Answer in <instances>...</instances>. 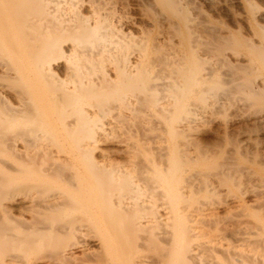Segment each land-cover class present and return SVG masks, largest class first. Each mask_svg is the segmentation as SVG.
Here are the masks:
<instances>
[{
	"label": "bare ground",
	"instance_id": "bare-ground-1",
	"mask_svg": "<svg viewBox=\"0 0 264 264\" xmlns=\"http://www.w3.org/2000/svg\"><path fill=\"white\" fill-rule=\"evenodd\" d=\"M189 1L0 0V264H58L91 242L83 258L95 264H264V155L257 193L252 182L253 198L219 223L214 184L239 191L242 164L216 169L220 140L194 138L208 112L224 134L264 131V9L237 0L251 35L227 37ZM227 53L246 82L231 70L225 81L252 99L233 112L206 104ZM227 142L245 158L243 141ZM87 223L104 227L78 235Z\"/></svg>",
	"mask_w": 264,
	"mask_h": 264
},
{
	"label": "rangeland",
	"instance_id": "rangeland-1",
	"mask_svg": "<svg viewBox=\"0 0 264 264\" xmlns=\"http://www.w3.org/2000/svg\"><path fill=\"white\" fill-rule=\"evenodd\" d=\"M256 3H257V5H259L260 7H261V9H264V0H254ZM190 2V1H189ZM191 3V4H190ZM189 3V6L192 8V6L194 5L195 7H193V16H195V17H204V18H206L207 19V22L208 23H210V26L209 27H211V25H212V27H213V24L215 25L214 27H215V29H217L218 28V30L220 31V33H222L223 35L224 34H226L225 36H227L228 34H227V30H228V33L230 34V32H238V30H239V32L238 33H240L241 35H243V36H249L250 37V31H248L249 29L245 26V25H243V23H242V21L238 18V16H239V13L240 12H242V7H241V5L240 4H238V2H237V0H191V2ZM198 7V9H200V10H196V8ZM196 10V11H195ZM200 11V13H198ZM199 14H197V13ZM235 12H236V14H235ZM195 14V15H194ZM238 15V16H237ZM198 18L197 19V21L196 22H198L199 20H201V18ZM207 17H209V19H211L210 20V22H209V19L207 18ZM240 21V22H239ZM206 22V23H207ZM212 22V23H211ZM207 23V25H209ZM132 24L131 23H129L128 24V27L129 28H132ZM216 26H219V27H217L216 28ZM222 28V29H221ZM246 28V29H245ZM221 29V30H220ZM226 29V30H225ZM231 29V30H230ZM234 29V30H233ZM208 30H210V29H208ZM225 32H224V31ZM202 31V30H201ZM222 31V32H221ZM241 31V32H240ZM206 32H208V34H206V35H209V33L210 32H212L211 30L210 31H207V30H205V31H202V34H203V36H205V38L207 37V39L208 38H211V37H209V36H206L205 35V33ZM224 32V33H223ZM244 32V33H243ZM215 33V32H214ZM214 33H210V35H213ZM216 34L217 33H215L214 34V36H216ZM230 36V35H229ZM229 36H227V37H229ZM216 37H218V36H216ZM204 38V37H203ZM214 38V40L216 39L215 37H212L211 39H208V40H211L212 41V39ZM206 39V40H207ZM218 40L219 39H221L222 40V37H218L217 38ZM216 39V40H217ZM207 40V41H208ZM212 41V43H215V42H217L216 40L215 41ZM210 41V42H211ZM220 41V40H219ZM209 43V42H208ZM212 43H210L209 45L211 46L212 45ZM214 51H212V53H213ZM228 55H227V61H231L230 63H228V62H226L224 65H223V70H222V68L220 69V72H221V70H222V72H223V74H221L220 75V77L222 76V78H221V80L220 81H223L222 79H224V81H225V78L228 80V78L231 76V75H229L230 74V70H231V72L233 73V75H234V73L236 74L237 72H238V70H236L235 68H231L230 69V66L231 67H234V66H232V65H234V63H235V57L233 58V56H231L229 53H227ZM209 55H211V54H209ZM211 59H214L212 56L210 57ZM233 59V60H232ZM234 62V63H233ZM233 63V64H232ZM228 64H230L229 66H227ZM232 64V65H231ZM228 67H229V69H228ZM232 69H234V70H232ZM229 70V71H228ZM234 71V72H233ZM228 73L229 72V74H226V73ZM231 73V74H232ZM238 74H239V77H240V72H238ZM229 77H228V76ZM225 76V77H224ZM237 76V77H236ZM236 76H234L235 78H238V75L236 74ZM224 77V78H223ZM234 77H233V80H234ZM230 79V78H229ZM227 80L225 81L227 84H229V81L227 82ZM238 80H242V78H238ZM244 82H246L245 80H243ZM243 81H241V82H239V83H241V84H244V82ZM234 82V81H233ZM243 82V83H242ZM226 83H222V85H221V83L220 84H218L217 85V87H214V90L212 91V93L213 92H215V93H211L210 95H208V97L207 98H209L210 99V101H211V103H213L212 105H210L211 103H210V101L207 99L206 100V104L209 106V107H213V108H221V109H226L227 108V110L230 112V110H231V112H233L234 111V108H243V107H245V105H246V107L249 105V106H251V101H252V99L251 98H248L249 96H247V94H245L244 93V87H243V89L241 88V89H236L235 87H231L233 84L231 83V85L228 87V89H227V84ZM241 84H240V86H241ZM226 85V92H227V90H231V91H234V92H231V91H228V93L230 94V95H226V94H224L223 96L221 95V96H219L220 94H222V93H224L223 91H218V90H222V88L220 89L219 88V86L220 87H223V90H225V88H224V86ZM243 86V85H242ZM236 87H238V88H240L239 86H236ZM217 90H216V89ZM234 88V89H233ZM233 89V90H232ZM243 91V92H241V91ZM222 92V93H218V92ZM238 91V92H237ZM225 92V93H226ZM5 93V95H8V92H4ZM215 94V95H214ZM216 94H219L218 96L219 97H217V95ZM242 94V95H241ZM212 95L214 96L213 98H211L212 97ZM216 97V98H215ZM220 97H222V98H220ZM244 97V98H243ZM220 98V99H219ZM216 99H219V100H217L216 101ZM247 99H249L250 100V102H249V100H247ZM216 101V102H215ZM216 103H218V104H216ZM245 104V105H244ZM216 106V107H215ZM223 106H224V108H223ZM232 108V109H230V108ZM245 107V108H246ZM244 109V108H243ZM214 112H211V113H205V115L207 116V119L209 120L207 123L205 122V123H203L204 124V126H203V124L202 125H200L199 126V128H204L203 130H201L200 131V129H199V132L198 133H194V138H195V142H196V140L198 139V141H199V143L201 144V145H203L202 144V142L203 143H206V142H209L208 140L209 139H211V140H213V139H217V140H220V141H218V145H217V147L216 146H209V147H211V152H212V154H213V152L216 150V149H218V151L220 152V153H218V151L216 150V153L214 152V155H213V161L211 160V164H215V162H217L218 160H220L219 158H221V160L223 159V161L224 162H221V166H222V164H226L225 162H226V160L228 159L230 162H232L233 160V163H234V165L235 164H237L238 163V165L239 164H242L241 166H243V168L239 165V167H240V169H239V167L237 168V169H239V170H241V173L238 171V176H239V174H241L242 175V171H243V175L241 176L240 175V177H241V180H242V177H243V180H242V183H241V186H240V190L239 191H242V190H244L243 188H246V189H248V191H247V193L245 194H237V193H239V191L237 190V189H239V188H236V187H234V189H232L231 187H228V188H226L225 186H223L224 184L223 183H221V184H217L216 182H215V190H216V192H217V194L219 193V197H222V198H220V199H222V201L219 199V198H216L218 195H213L212 197L214 198L215 197V200L213 199V198H211L210 199V201H211V204H210V207H212L213 209H214V211H216V212H218L217 213V216L219 217V218H222V217H225V218H222L224 221H222V219L220 220V219H218L219 220V223H226V221H227V216L230 218L232 215H233V213L236 211V208L234 207V205L236 204L235 202H237V200H238V198L237 197H240V198H242L243 199V197L245 198V200H251L252 198H253V196H254V194L255 193H251V190H253V186L254 185H256L255 187H254V190L252 191V192H256L257 193V190L256 189H258V187H257V181L258 180H256L257 178H258V175H253L254 173L255 174H258V170L256 169V168H254L253 167V161L255 160V156L257 155V156H259L258 154H260V155H264V145H263V143H264V131L263 130H256L255 128L253 129L252 127L253 126H251V125H249V124H244L243 126L244 127H246V125H247V127L244 129L243 128V126H242V124L241 123H230V125L228 124V125H226L227 126V132L224 134V133H222L223 132V130H224V126H223V122H222V120L221 119H218V118H221L222 117V119L224 118L223 116H219L218 114H213ZM211 114H212V116H214V118L216 117H218L217 119L215 118V120H210V119H212L210 116H211ZM208 115H209V117H208ZM231 114H228L226 117H232L233 116V113H232V115L230 116ZM210 118V119H209ZM220 120H221V122H220ZM205 124H206V126H205ZM234 124V125H233ZM207 125H209L208 127H207ZM241 125V126H240ZM222 127V129H221V127ZM230 126V127H229ZM235 126V127H234ZM218 127H219V129H218ZM209 128V129H208ZM232 128H234V129H232ZM235 128H237V129H235ZM240 128V129H239ZM244 129V131H242L241 129ZM208 131H207V130ZM214 129L215 130H217L216 132L214 131ZM252 131H251V130ZM212 130H213V132H212ZM231 130V131H230ZM242 131V133L239 135V133H238V131ZM248 130V131H247ZM206 131V132H205ZM221 131V132H220ZM233 131V132H232ZM246 132V133H245ZM198 134H199V136H200V138H199V136H198ZM209 134V135H208ZM216 134V135H215ZM228 134V135H227ZM238 134V136H236ZM230 136H232V137H230ZM202 137H203V139H202ZM228 137H229V139H228ZM197 138V139H196ZM206 138V139H205ZM209 138V139H208ZM221 138V139H220ZM251 138V139H250ZM223 139V140H222ZM233 139L236 141L237 139H240L241 141H243L244 143H242L241 144V146L242 145H244V146H242V149H243V147H244V149L242 150V151H244L245 152V154L246 155H248V156H246L245 154H244V152L242 153L243 154V156L245 155V158H242V159H240L241 157H242V155L238 158L236 155H235V152L233 151V153H234V155L233 154H231V152H232V150H233V148L231 147V145L229 144L230 142H227V140L228 141H231V144H234V142H233ZM243 139V140H242ZM245 139V140H244ZM216 140V141H217ZM258 140V141H257ZM197 141V142H198ZM206 141V142H205ZM223 141V142H222ZM246 141V142H245ZM249 141L251 142V143H249ZM256 141H257V143H256ZM233 142V143H232ZM247 142H248V144H247ZM221 143V144H220ZM256 143V144H255ZM250 144V145H249ZM253 144V145H252ZM108 146H110L109 144H107ZM229 145V146H228ZM251 146V147H249V146ZM219 146H220V148H219ZM246 146V147H245ZM212 147H216L215 149L213 148L212 149ZM221 147H222V149H221ZM226 147H227V150H226ZM230 148V150H229V148ZM221 151H220V150ZM232 149V150H231ZM260 149V150H259ZM226 150V151H225ZM228 150L230 151V153L228 152ZM247 150V151H246ZM257 150V151H256ZM224 153H223V152ZM249 151V153H246V152H248ZM262 151V152H261ZM226 152V153H225ZM230 154V157H231V159H229V158H227V156L229 155L228 153ZM252 152V153H251ZM259 152V153H258ZM251 153V154H250ZM258 153V154H257ZM263 153V154H262ZM216 154V155H215ZM224 154H228V155H224ZM222 155V156H221ZM233 157H232V156ZM221 156V157H220ZM224 156V157H223ZM251 156V157H250ZM254 156V157H253ZM257 156H256V158H257ZM10 155L7 153V152H0V159H7V160H9L10 158ZM216 157V158H215ZM225 157H226V159H225ZM234 157H235V159L237 160H235L234 159ZM237 157V158H236ZM252 157H253V159H252ZM9 158V159H8ZM238 159H239V162H238ZM250 159V160H249ZM251 159H252V163H251ZM241 160V161H240ZM229 161H227V163L229 162ZM236 161V162H235ZM250 161V162H249ZM218 163H220L219 161H218ZM232 163V164H233ZM249 163H251V165L249 164ZM213 164V165H214ZM215 166H216V164H215ZM214 167V166H213ZM212 167V168H213ZM220 167V166H219ZM218 167V165L216 166V169H220ZM249 169H248V168ZM212 168L210 167V168H208V169H210V170H212ZM235 168V167H234ZM234 168L232 169L234 172H235V174H234V172L232 171V170H229L230 171V174H231V176H233L234 178H235V176L234 175H236L237 176V174H236V171L234 170ZM246 168L248 169V171H245L246 170ZM207 169V170H208ZM215 169V168H214ZM223 169V166L221 167V170ZM236 169V170H237ZM243 169V170H242ZM253 171H255L254 173H251V171L252 170ZM4 170V168L0 165V172H2ZM250 170V171H249ZM213 171V170H212ZM216 171H220V170H216ZM215 171V172H216ZM232 171V172H231ZM252 171V172H253ZM245 172H248L247 173V175L249 176V179H248V177L246 176V173ZM249 172H250V174H249ZM257 172V173H256ZM252 174V175H251ZM5 177H3V175L2 174H0V178L1 179H3L6 183H8L9 181H8V179H7V177H6V175H4ZM255 177V178H254ZM247 178V179H246ZM253 178V179H252ZM246 179V180H245ZM250 180H251V182H250ZM244 181V182H243ZM246 182V183H245ZM252 182L254 183V182H257L256 184L254 183V185L252 186L251 184H252ZM248 183H250V184H248ZM259 184V183H258ZM222 187H221V186ZM250 185V186H249ZM216 186H217V188H216ZM218 186H219V188H218ZM244 186V187H243ZM246 186V187H245ZM252 186V187H251ZM257 187V188H256ZM223 188V189H222ZM236 188V189H235ZM242 188V189H241ZM250 188H252V189H250ZM256 188V189H255ZM217 189H219V190H217ZM229 189L231 190V192L229 191ZM250 189V190H249ZM220 190H221V192H220ZM228 190V191H227ZM237 190V191H236ZM228 192V193H225V192ZM249 191H250V193H249ZM229 192H230V194L231 193H234V194H232V195H230L229 194ZM235 192H237L236 194H235ZM222 194V196H220L221 194ZM249 193V194H248ZM230 196H229V195ZM228 195V196H227ZM241 195V196H240ZM248 195V196H247ZM236 196V197H235ZM246 196V197H245ZM251 196H252V198H251ZM247 197H248V199H247ZM229 198V199H228ZM234 198V199H233ZM217 199V200H216ZM224 200V201H223ZM227 200V201H226ZM216 201V202H215ZM221 201V203H218L217 204V202H220ZM226 201V202H225ZM228 202V203H227ZM231 202V203H230ZM252 203V202H251ZM213 204V205H212ZM224 204V205H223ZM215 206H216V208H215ZM226 206H228V207H226ZM218 207V208H217ZM223 207V208H222ZM231 208H233V209H231ZM24 212V217H26L27 219H29L30 218V212H28V211H23ZM231 212H233V213H231ZM229 214H230V216H229ZM226 215V216H225ZM228 218V219H229ZM90 224H88L87 223V226H89ZM220 225V224H219ZM85 227V225H83V227L82 226H80V228H81V232H79L78 233V235L80 234H82V235H86L87 233H88V231H91V232H96V233H99V230H101L102 228L101 227H104V226H96V227H93L92 225H90L89 226V228L88 227ZM92 226V227H91ZM91 227V228H90ZM88 228V229H87ZM93 228V229H92ZM96 228V229H95ZM85 229H87V230H85ZM93 230V231H92ZM81 235V236H82ZM53 240V239H52ZM58 241V240H57ZM56 241V242H57ZM59 241H60V245H57V247L59 246V247H62V246H64L65 245V243H66V238L64 237L63 239H59ZM92 244V242L89 244V245H91ZM88 245V246H89ZM88 246H84L85 248L86 247H88ZM94 246V245H93ZM92 245H91V247H93ZM83 247V248H84ZM83 248H77L76 250H75V253L72 255V256H70V259L69 260H67L66 262H59L58 264H95L93 261H86L87 260V257L86 258H83V251L82 250H84ZM18 253L19 254H21V255H23V256H28V251L27 250H18ZM82 254V255H81ZM29 255H32L31 253L29 254ZM85 256V255H84ZM80 257H82V260H81V258ZM78 258H79V260H78ZM84 259H85V261H84ZM82 262V263H81Z\"/></svg>",
	"mask_w": 264,
	"mask_h": 264
}]
</instances>
